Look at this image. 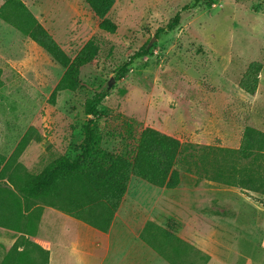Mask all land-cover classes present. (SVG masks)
Wrapping results in <instances>:
<instances>
[{
  "label": "rangeland",
  "instance_id": "1",
  "mask_svg": "<svg viewBox=\"0 0 264 264\" xmlns=\"http://www.w3.org/2000/svg\"><path fill=\"white\" fill-rule=\"evenodd\" d=\"M6 1L0 0V8ZM21 1L72 59L89 40L97 49L80 69L78 88L53 99L64 67L0 17V156L9 161L6 178L0 182L9 184V176L24 177L25 171L38 174L61 156L74 159L82 151L87 100L109 90L96 122L101 150L132 154L144 124L196 145L195 149L186 146L177 165L178 186L161 188L132 177L124 208L135 201L134 192L142 190L143 197L160 195L162 203L173 199L182 204V214L188 213V218L221 209L227 217L252 219L261 234L257 242L245 236L239 243L225 244L227 250L217 256L190 253L183 261L264 264V207L251 209L253 203L237 196V190L264 191V156L250 151L243 157L238 151L247 126L264 130V0H116L107 14L117 24L114 33L100 29L101 19L87 0ZM177 13L180 22L171 29L168 24ZM148 44L151 53L137 57L117 80L118 68ZM253 61L263 64L254 96L239 87ZM27 132L29 142L18 153ZM233 181L239 186L230 184ZM13 190L12 184L0 187V262L14 243V224L21 219L10 209L22 201ZM211 190H223L224 195L213 196ZM261 196L253 198L261 203ZM152 210L147 209V217L154 214ZM32 212L23 219L33 223L36 213ZM174 222L171 229L181 234L202 224V220L194 224V219L186 227ZM230 247L243 255L235 256Z\"/></svg>",
  "mask_w": 264,
  "mask_h": 264
},
{
  "label": "trees",
  "instance_id": "2",
  "mask_svg": "<svg viewBox=\"0 0 264 264\" xmlns=\"http://www.w3.org/2000/svg\"><path fill=\"white\" fill-rule=\"evenodd\" d=\"M115 1L87 0L95 14L101 19L100 29L111 33L116 32L117 24L109 19L107 14ZM0 17L27 35L64 67L65 72L52 93L53 99L64 90L74 91L78 88L81 67L95 56L97 45L93 39L89 40L82 51L72 59L62 44L23 1H6L0 8ZM180 19L181 14L177 13L168 27L173 29ZM149 45L135 53L118 68L115 76L117 80L126 75L137 57L151 53ZM262 68V62H251L239 81V87L250 95H256ZM108 95L109 90L99 91L87 100L86 114L89 118L83 127L82 151L74 159L61 156L51 167H46L38 174L25 171L24 177L17 178L16 174L14 178L8 177L9 184L14 186L13 193H17L22 199V201L17 200L14 207H10L12 212L15 211L21 218L19 223L14 224V230L21 234L4 253L0 264H49L48 251L26 236V234H31L34 225V221L32 223L28 217L23 219L27 211L37 213L42 210L44 204L50 205L107 232L132 177L140 178L161 188H175L180 184L181 172L177 165L181 159L182 161L184 159L186 146L189 145L195 149L196 145H186L182 138L166 130L152 124H144L136 139L134 150L129 155L108 152L97 146L99 127L96 122L101 114L100 105ZM28 142L29 133L27 132L16 152L21 153ZM222 149L227 152L237 151L229 148ZM238 151L243 157L250 156V151H257L258 155L264 156V131L247 126ZM192 155L195 156V153ZM1 163L3 166L0 168V180H3L6 178L5 170L9 161H4V157L0 156ZM19 167L24 169L22 165ZM237 183L233 181L230 184L239 186ZM9 184L0 182V187ZM98 207L103 208L96 212ZM84 212L88 214L87 217L83 215ZM4 226L9 227L7 224ZM170 236H173V240ZM142 237L156 249L160 248L166 256L173 253L172 257H177L179 264L185 263L184 257L188 256L194 248L177 238L169 229L156 228L153 222H148ZM169 250L171 252L166 253Z\"/></svg>",
  "mask_w": 264,
  "mask_h": 264
},
{
  "label": "crops",
  "instance_id": "3",
  "mask_svg": "<svg viewBox=\"0 0 264 264\" xmlns=\"http://www.w3.org/2000/svg\"><path fill=\"white\" fill-rule=\"evenodd\" d=\"M211 191H215L213 196L221 198L224 195L223 190ZM237 191L239 194L237 196L242 201H250L254 204V206L249 204L251 209L264 207V191ZM142 194V190H136L135 201L133 202L132 199V202L124 208L129 196V190H127L107 232L56 207L44 204L42 210L36 213L31 234L26 236L48 251L49 264H179L178 258L172 257L173 253L171 257L166 256L160 248L156 249L142 237L148 222H153L156 228L169 229L177 238L194 247L195 250L192 249L190 253L200 252L208 256H217L218 252L219 254L225 252L227 250L225 244L239 243L245 236L251 239V243L257 242L261 236L255 229L257 223L252 219L243 221L235 215L227 217L225 211L221 209L215 212L209 210L204 214L188 218V213L182 214L185 206L178 204L177 201L171 199L170 202L162 203L160 195H156L159 198L156 196L146 198ZM259 194L262 195L261 203L253 198L258 197ZM222 204L219 202V206ZM148 208H152L154 214L147 217ZM186 210L196 209L186 207ZM187 218L189 222H186ZM193 219L194 224L202 220V224H197L196 231H185V234H181L171 229L176 220L186 227V224ZM20 234L14 230V243ZM170 239L173 240V236H170ZM229 249L235 253V256L243 255L239 248L230 247ZM170 252L171 250L166 253Z\"/></svg>",
  "mask_w": 264,
  "mask_h": 264
},
{
  "label": "water",
  "instance_id": "4",
  "mask_svg": "<svg viewBox=\"0 0 264 264\" xmlns=\"http://www.w3.org/2000/svg\"><path fill=\"white\" fill-rule=\"evenodd\" d=\"M114 79L111 80L110 85L113 83Z\"/></svg>",
  "mask_w": 264,
  "mask_h": 264
}]
</instances>
